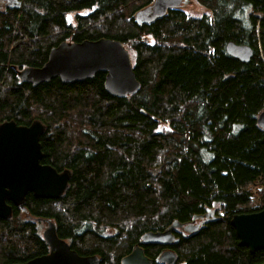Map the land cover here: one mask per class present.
I'll return each instance as SVG.
<instances>
[{
	"label": "trees",
	"instance_id": "1",
	"mask_svg": "<svg viewBox=\"0 0 264 264\" xmlns=\"http://www.w3.org/2000/svg\"><path fill=\"white\" fill-rule=\"evenodd\" d=\"M21 1L0 11V124L42 122V163L72 177L62 198L29 193L27 213L13 206L12 219L0 218V264L49 253L37 219L56 221L81 255L121 264L146 232L209 210L220 219L174 245L145 246L149 255L169 248L177 264L264 263V251L240 246L230 225L264 209V190L260 208L250 199L259 178L264 186V0H195L205 9L196 17L177 8L142 25L137 14L155 0ZM101 38L130 52L141 83L133 94L108 93L106 72L73 85L18 77L62 42ZM231 41L253 48L249 63L228 55Z\"/></svg>",
	"mask_w": 264,
	"mask_h": 264
},
{
	"label": "water",
	"instance_id": "2",
	"mask_svg": "<svg viewBox=\"0 0 264 264\" xmlns=\"http://www.w3.org/2000/svg\"><path fill=\"white\" fill-rule=\"evenodd\" d=\"M186 1L156 0L151 6L139 12L136 20L140 25L153 23L165 17L169 10L182 6ZM9 7L20 9L21 1L10 4ZM227 50L230 55L243 62H248L253 55L251 49L237 47L233 43L228 45ZM242 52H244L243 57ZM99 72H106L105 87L112 96H129L141 86L134 71L130 52L121 41L107 38L62 42L51 50L44 66L17 69L21 81L33 86L50 83L57 78L64 84L73 85L94 79ZM258 124L264 128V112L260 114ZM45 131L46 126L40 121H35L30 126L18 125L15 120L0 124L1 219H12L13 206L27 213L25 204L29 193L36 198L56 200L67 192L72 177L71 171L59 172L53 166L42 163L44 154L41 136ZM207 217L206 223L220 219L215 212H210ZM36 221L42 222L45 226L42 235L50 248L49 253L16 264H100V261L81 257L72 250L69 243L58 236V227L53 220L37 219ZM230 225L236 230L240 245L247 247L250 253L264 250V209L236 214L232 217ZM179 227L193 233L204 226L191 223L183 227V224L174 222L164 231L144 234L143 242L147 245H172L175 241L173 231ZM176 261V254L171 251L164 252L160 257V262L166 264H174ZM122 264H152V260L145 256L142 249H136L123 259Z\"/></svg>",
	"mask_w": 264,
	"mask_h": 264
},
{
	"label": "flooded vegetation",
	"instance_id": "3",
	"mask_svg": "<svg viewBox=\"0 0 264 264\" xmlns=\"http://www.w3.org/2000/svg\"><path fill=\"white\" fill-rule=\"evenodd\" d=\"M11 3H13V1H10ZM9 2V0H7V3H8V7L7 8H10L9 6H10V3ZM6 8V9H7ZM207 215V213H205V214H203V215H201V216H198L199 218H201V219H196V221L194 222L195 224H198V225H202V223L203 222H205L206 223V220L208 219V217L206 216ZM220 217H223V216H220ZM57 224V223H56ZM57 227H58V225H57ZM183 227H185V225H183ZM109 232V231H108ZM173 234H174V237H175V243H173L172 245H174V244H176V243H178V242H180L181 241V237L182 238H188V237H186V236H188V235H191L190 233H188L187 231H185L184 230V228H181V227H179V228H177L174 232H173ZM58 236L60 237V235H59V231H58ZM61 239H64V238H62V237H60ZM143 238V236H141V239ZM64 240H66L68 243H69V245H70V247H71V249L72 250H74V251H76L74 248H73V244H72V241H71V239H64ZM142 242H143V240H142ZM145 246H149V245H147V244H145V243H142V246H140V245H135L134 246V248L131 250V252L130 253H128L127 255H129V254H131L132 253V251L135 249V248H137V247H141L142 248V250L144 251V254H145V256L148 258V259H150V260H152V264H165V263H160V257H161V255L164 253V252H167V251H171V252H173V250L172 249H169V248H165V249H162L161 250V254H160V256L155 260V258H153L152 256H150L149 254H150V250H149V248L147 247H145ZM157 246H169V245H157ZM171 246V245H170ZM160 247H158V248H156V250L157 249H159ZM77 252V251H76ZM78 253V255L79 256H81V257H88V256H83V255H81L79 252H77ZM173 253H175V252H173ZM93 256H97L98 258H99V260H100V262L102 263V258H101V256L99 255H93ZM130 256V255H129ZM128 257V256H127ZM121 262H122V260H121ZM178 263V261H176L174 264H177Z\"/></svg>",
	"mask_w": 264,
	"mask_h": 264
},
{
	"label": "bare ground",
	"instance_id": "4",
	"mask_svg": "<svg viewBox=\"0 0 264 264\" xmlns=\"http://www.w3.org/2000/svg\"><path fill=\"white\" fill-rule=\"evenodd\" d=\"M21 1V0H20ZM156 1V0H155ZM155 1L153 2V3H155ZM21 4H22V1H21ZM11 9V8H10ZM186 16V15H185ZM189 21V20H188ZM230 43H233L235 46H237V47H243V48H249V49H251L252 50V54H254V51H253V48L252 47H250V46H244V45H238V44H236V43H234V42H229L227 45H226V51H227V53H228V55L229 56H231V57H233L234 59H236V60H238V61H240V62H242V63H249L250 62V60L248 61V62H243L241 59H239V58H236V57H234V56H232V55H230L229 54V52H228V50H227V48H228V45L230 44ZM60 45V44H59ZM58 45V46H59ZM55 48V47H54ZM53 49V48H52ZM51 49V50H52ZM51 52V51H50ZM243 53L244 52H242L241 53V56L243 57ZM50 55V54H49ZM252 57H253V55H252ZM251 57V58H252ZM49 59V58H48ZM41 85V84H40ZM105 89H106V87H105ZM263 113V112H262ZM260 116V115H259ZM167 118V117H166ZM259 118V117H258ZM167 121H168V119H167ZM160 122V121H159ZM164 123V122H163ZM257 123H258V120H257ZM258 126L261 128V129H263L264 130V128H262L259 124H258ZM263 180H262V178H259L257 181H256V183L251 187V189H250V199H251V201H252V203H253V205H254V209H258V208H260L261 206H262V197H261V193L263 192V190H264V186H263ZM222 208V207H221ZM224 208V207H223ZM263 210V209H262ZM210 212H213V211H211V210H209V212L207 213V214H209ZM236 215V214H235ZM207 216V215H206ZM219 216H224V214L223 213H219ZM232 219V218H231ZM236 231V230H235ZM112 233V232H111ZM236 234H237V232H236ZM238 236V235H237ZM238 239H239V237H238ZM144 243V242H143ZM239 244H240V239H239ZM241 246V245H240ZM243 247V246H242ZM247 248V247H246ZM136 249H142L141 247H137V248H135L133 251H132V253L136 250ZM249 250V249H248ZM125 251V250H124ZM127 251H129V249H127ZM261 251H264V250H261ZM126 252V251H125ZM250 252V251H249ZM257 252H259V251H257ZM131 253V254H132ZM256 253V252H255ZM131 254H129V255H131ZM252 254V253H251ZM121 255V254H120ZM129 255H127V256H129ZM127 256H125L124 258H126ZM86 258H92V259H96V260H98V261H100L99 260V258L97 257V256H88V257H86ZM123 258V259H124ZM123 259H122V262H121V264L123 263ZM100 264H101V262H100Z\"/></svg>",
	"mask_w": 264,
	"mask_h": 264
},
{
	"label": "rangeland",
	"instance_id": "5",
	"mask_svg": "<svg viewBox=\"0 0 264 264\" xmlns=\"http://www.w3.org/2000/svg\"><path fill=\"white\" fill-rule=\"evenodd\" d=\"M14 1V0H13ZM19 0H16L18 3ZM15 2V1H14ZM8 7L7 0H0V11L5 10ZM181 11H183L186 15L188 16H198L202 12L205 11V9L199 5L195 0H187L186 3H183L182 6L179 7ZM81 14V15H86L89 14V11L84 10L81 12H73L72 14L69 15L68 21L69 23L73 24L74 26L76 25V15ZM142 20V19H141ZM262 205H263V200H262ZM252 207H254L252 203ZM224 214V213H223ZM106 232H110L113 230L111 227H103ZM45 229L44 225L41 228V232Z\"/></svg>",
	"mask_w": 264,
	"mask_h": 264
}]
</instances>
